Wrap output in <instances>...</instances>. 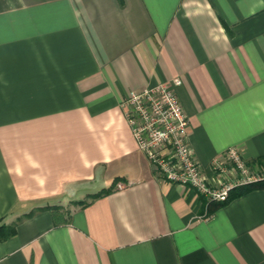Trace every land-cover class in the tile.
Instances as JSON below:
<instances>
[{"label": "crops", "instance_id": "1", "mask_svg": "<svg viewBox=\"0 0 264 264\" xmlns=\"http://www.w3.org/2000/svg\"><path fill=\"white\" fill-rule=\"evenodd\" d=\"M177 76L205 171L264 169V0H0V264H264V188L199 219L138 147L126 93Z\"/></svg>", "mask_w": 264, "mask_h": 264}, {"label": "built area", "instance_id": "2", "mask_svg": "<svg viewBox=\"0 0 264 264\" xmlns=\"http://www.w3.org/2000/svg\"><path fill=\"white\" fill-rule=\"evenodd\" d=\"M182 83V78L177 76L131 89L122 103L138 147L154 168L168 180L194 187L208 202L226 199L238 184L264 178V169L249 163L236 145L212 159L213 175L205 171L191 143V121L174 89ZM212 215L213 212L207 211L197 218L209 219Z\"/></svg>", "mask_w": 264, "mask_h": 264}, {"label": "trees", "instance_id": "3", "mask_svg": "<svg viewBox=\"0 0 264 264\" xmlns=\"http://www.w3.org/2000/svg\"><path fill=\"white\" fill-rule=\"evenodd\" d=\"M118 180L119 177H116L112 185L104 187L103 189L99 190V192L91 193L90 197L96 198L112 192L113 189L117 186ZM261 188H264V178H261L260 180H256V181H249L248 183H244V184H238L230 190L229 195L226 197V199L222 201H210L208 204L209 207L208 211L213 212L214 210L222 206V204L228 202L230 199L235 197V195L244 194L250 190L261 189ZM32 212L33 211H30L28 212V214H31ZM15 230H16V222H14V224H6L0 221V239L7 238L13 235Z\"/></svg>", "mask_w": 264, "mask_h": 264}]
</instances>
